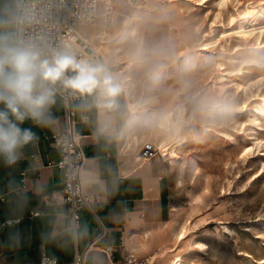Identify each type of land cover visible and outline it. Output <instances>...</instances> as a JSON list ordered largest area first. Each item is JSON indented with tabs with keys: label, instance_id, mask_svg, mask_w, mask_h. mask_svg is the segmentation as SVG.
I'll use <instances>...</instances> for the list:
<instances>
[{
	"label": "rangeland",
	"instance_id": "1",
	"mask_svg": "<svg viewBox=\"0 0 264 264\" xmlns=\"http://www.w3.org/2000/svg\"><path fill=\"white\" fill-rule=\"evenodd\" d=\"M247 1L161 0L135 8L120 2L129 15L138 13L142 38L133 53L138 60L115 67L123 81L124 74L132 80L130 111L146 108L132 116L139 122L131 135H144L136 149L146 139L159 144L154 158L166 175L173 227L187 226L174 249L155 254V264H171L177 254L192 264H264V65L254 61L264 60V47L247 34L264 26V3L257 11L249 4L254 14L246 20ZM117 10L107 36L114 44L125 18ZM222 82L224 94L217 90ZM140 96L143 105L140 98L133 108ZM150 107L149 129L140 120Z\"/></svg>",
	"mask_w": 264,
	"mask_h": 264
},
{
	"label": "crops",
	"instance_id": "2",
	"mask_svg": "<svg viewBox=\"0 0 264 264\" xmlns=\"http://www.w3.org/2000/svg\"><path fill=\"white\" fill-rule=\"evenodd\" d=\"M120 2L124 1L115 0L117 9ZM16 4L17 0H0V38H4L0 44H14ZM98 66L108 70L122 91L111 107L98 90L74 101L75 128L84 152L80 173L85 190L96 196L94 208H81L80 226L72 227L56 165L60 153L51 137L64 124L57 84L54 103L39 121L26 117L20 122L10 116L21 129H30L33 137L17 148L12 161L0 153V264H71L75 251L84 253L88 263H116L126 249L155 264L161 256L155 254L176 241L166 175L156 158H134L144 135L140 131L132 138L139 122L132 116L146 108L130 111L118 66L109 62ZM140 98L143 105V96L134 101ZM3 107L0 104V110ZM151 108L140 120L149 129ZM44 256L55 262H43Z\"/></svg>",
	"mask_w": 264,
	"mask_h": 264
},
{
	"label": "built area",
	"instance_id": "3",
	"mask_svg": "<svg viewBox=\"0 0 264 264\" xmlns=\"http://www.w3.org/2000/svg\"><path fill=\"white\" fill-rule=\"evenodd\" d=\"M133 6H146L161 0H122ZM115 0H17L13 19V46L31 45L46 55L53 51L70 49L78 60H87L93 65H101L90 57L92 37H107L117 18ZM96 27L92 34L81 27ZM88 55V56H86ZM95 56V55H92ZM59 94L63 106V127L51 135L60 157L56 165L61 169L64 201L68 205L72 227L80 226V210L83 207L94 208L96 196L86 191L80 169L84 152L76 131V98L84 97L78 91L61 86ZM135 135L132 137L134 138ZM138 145V144H137ZM136 145V147H137ZM160 147L146 139L135 151L134 158L148 160L158 155ZM43 262H55L52 257L44 256ZM71 264H149V258L140 257L132 249H126L120 261L85 262L84 253L75 251Z\"/></svg>",
	"mask_w": 264,
	"mask_h": 264
},
{
	"label": "clouds",
	"instance_id": "4",
	"mask_svg": "<svg viewBox=\"0 0 264 264\" xmlns=\"http://www.w3.org/2000/svg\"><path fill=\"white\" fill-rule=\"evenodd\" d=\"M57 84L81 94L98 90L109 100V107L122 91L106 68L78 60L70 49L46 55L31 45L0 44V104L4 106L0 110V153L10 161L17 148L33 137L30 129H21L10 116L20 122L26 117L39 121L54 103Z\"/></svg>",
	"mask_w": 264,
	"mask_h": 264
},
{
	"label": "bare ground",
	"instance_id": "5",
	"mask_svg": "<svg viewBox=\"0 0 264 264\" xmlns=\"http://www.w3.org/2000/svg\"><path fill=\"white\" fill-rule=\"evenodd\" d=\"M204 1H206V0H204ZM222 1H224V0H222ZM223 3L225 4V2H223ZM245 3H246V5L243 8V10L241 9V11H242L241 13H243L242 17L247 20V19H249V17H251L254 14V13H248L250 10L249 4H252V6L257 11L260 8H262L264 0H248ZM132 7L135 8V6H132ZM118 9H119L120 13L123 12V15H125L124 16L125 18H123L124 23H123V26L120 30V37L122 38V40L117 44L110 43V39L108 37H105V36H100V38L98 40L95 39L94 37H92L91 40H89L90 41V47L93 50V53H91L90 57L91 58L94 57L95 60L99 61L101 64L102 63L108 64V62H109L111 65H116V66H119L120 64L128 65V64L133 63L134 61L138 60L136 54H133V53L134 52L139 53L142 49V41H141L142 38L138 35L139 34V26H138V23L136 22V20L139 19V15H137L138 13H132V15H129L128 12H126L127 6L123 5V4H120L118 6ZM199 27L200 26H198L197 29H199ZM249 33L254 35V37L257 38V40L254 41L255 47H261V48L264 47V26L263 25L258 26V27L248 28L247 34H249ZM101 46L107 52V56H106V53L102 49ZM122 51L127 53V57L121 59L120 53ZM92 55H95V56H92ZM86 56H88V55H86ZM107 57H108V61H107ZM250 59L251 58L243 57L240 60L248 63L249 62L248 60H250ZM254 61L259 62L258 64H260V66L264 65V60H262V59L259 60V57L257 55H254ZM239 68H241V67H239ZM124 76H125L124 77V89L126 92V98L130 99V84L128 83V81L132 82V80L128 74H124ZM262 78L263 77L261 75V76L257 77L255 80L258 81V80H261ZM249 80H250V78H249ZM255 80H254V82H255ZM251 82H253L252 79L250 80V83ZM237 85L245 87L246 83H243V82L238 83L237 82ZM217 90L220 93L223 92L222 94H224L227 90V88L225 87V82L219 83ZM140 102H141V100L135 101V103L133 104L132 107L133 108L137 107V104H140ZM212 114H213V112H211V115ZM215 116L217 117V114H215ZM223 117H224L223 115H219V118H221V120L223 119ZM260 126H261V124H260ZM164 129L169 131V123L165 126ZM254 137H255V140L257 142L261 143L262 137H258V136H254ZM169 153L172 154L173 151L169 152ZM186 232H187V226H185L183 229H181L177 232V239L181 240L183 237H185ZM172 249H174V248L172 247ZM261 261H264V259H262ZM171 264H192V262L191 263L188 262L185 258L182 257V255L177 254L172 259Z\"/></svg>",
	"mask_w": 264,
	"mask_h": 264
}]
</instances>
